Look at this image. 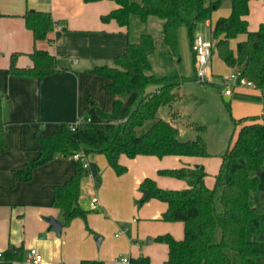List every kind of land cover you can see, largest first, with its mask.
<instances>
[{"label":"crops","instance_id":"1","mask_svg":"<svg viewBox=\"0 0 264 264\" xmlns=\"http://www.w3.org/2000/svg\"><path fill=\"white\" fill-rule=\"evenodd\" d=\"M116 7L113 0H0V93L4 121L0 151L1 253L9 247L22 246L24 257L30 248H35L42 256V264H81L82 260L129 264L123 258L130 260L139 255L160 264L167 258L168 248L164 243L154 245V237L169 233L181 239L183 224L162 221L156 229L154 223L146 225L143 219H159L166 205L151 199L136 207L133 198L144 196L139 190L140 182L149 177L161 188H185L183 180L161 176L158 170L202 165L206 186H213L223 153L215 160L209 150L208 157L136 155L129 158L121 154L119 163L127 169L121 175L115 174L103 154H95L90 161H95L96 174L90 171L80 181L78 203L89 210L86 221L75 217L64 223L62 210L51 204L52 191L54 185L73 174L74 157L58 155L33 168L30 180H14L13 170L22 168L27 159L37 155L36 133L49 135L62 123L71 124L83 117L97 120L99 110L111 109L114 96L104 88L107 78L89 69L110 65L116 55L125 51L129 39L127 28L115 19L106 22L100 19ZM29 9L47 11L56 21L45 39L34 41L32 32L25 26L23 14ZM229 13L230 1L221 0L196 32L209 37L214 21ZM244 18L249 31L264 25V0H249ZM182 29L185 31L184 26ZM137 35V30L131 31L130 38L134 40ZM245 38L246 34H238L230 39V47L235 49L236 43ZM35 48L55 56L56 71L40 81L9 74L11 55L16 54L15 66L29 67L32 62L28 53ZM189 53L192 57V51ZM192 68L195 72L193 61ZM232 70L216 53L212 54L210 73L218 83ZM153 89L154 86L147 88ZM220 96L229 103L231 115L236 119L259 117L263 112L262 90L256 86L233 87L230 95H224L223 87ZM130 102L131 98L125 101L121 116ZM174 104L160 118L177 126L181 134L180 114ZM209 172L214 177L207 181ZM47 217L60 222L59 230L50 227ZM141 236H149L143 248L139 242Z\"/></svg>","mask_w":264,"mask_h":264},{"label":"trees","instance_id":"2","mask_svg":"<svg viewBox=\"0 0 264 264\" xmlns=\"http://www.w3.org/2000/svg\"><path fill=\"white\" fill-rule=\"evenodd\" d=\"M113 1L117 7L101 15L100 19L103 22L115 19L127 28L129 39L125 51L116 55L112 64L89 69L107 78L104 88L114 96L111 109L107 112L99 110L97 120L81 118L74 129L70 124L62 123L49 135L36 133V157L27 159L22 168L13 170L15 181H28L36 166L58 155L72 157L81 153L73 174L53 186L51 204L62 210L64 223L75 217L85 219L89 212L78 203L81 178L89 173L83 168V159L97 170L90 157L103 154L115 174L121 175L127 170L119 163L121 154L129 158L136 155L210 156L201 135L181 140L179 128L156 115L160 106H169L180 98L179 82L176 76L149 72L151 56L156 51L153 35L141 32L133 40L130 33L134 19L139 22L159 19L162 42L169 54L175 56L181 24L192 51L198 25L210 17L221 0ZM229 1V15L218 17L210 29L212 54L216 53L227 67L239 70L262 90L263 112L259 117L239 119L230 114L234 124L233 142L221 155L212 187L205 184L206 171L202 165L158 170L161 176L183 180L185 188H161L149 177L140 182L139 190L144 196L137 200L138 205L155 198L166 205L159 219L183 224L181 239H175L169 233L155 236L154 241L164 243L168 248L167 258L160 264H264V25L255 31L247 30L244 17L248 13L249 0ZM23 18L34 41L45 39L56 22L49 12L33 9L25 11ZM240 33L246 34V38L232 49L229 41ZM192 54L194 63L193 51ZM28 56L31 66L17 67L16 54H12L9 74L40 81L56 71L55 56L49 51L35 48ZM150 86L154 89L147 90ZM128 98H131L130 107L121 116ZM2 101L0 93V151L3 149L4 125ZM226 104L229 106L228 102ZM194 128L199 132L205 129L203 125ZM23 259L22 246L9 247L2 252L0 264H23ZM81 264L104 263L82 260ZM129 264L153 263L148 256L139 255L130 258Z\"/></svg>","mask_w":264,"mask_h":264},{"label":"rangeland","instance_id":"3","mask_svg":"<svg viewBox=\"0 0 264 264\" xmlns=\"http://www.w3.org/2000/svg\"><path fill=\"white\" fill-rule=\"evenodd\" d=\"M134 20L135 23L133 24L132 31L137 30L138 33H151L155 39L156 51L151 56V68L149 72L156 75H173L177 77V81L179 82L177 91L180 98L175 102L174 109L177 108L180 114V121H178L179 127L182 128L180 139L191 138L196 134L201 135L205 140L207 149L213 153V160L217 159L225 151L228 144L233 142L234 137V124L230 116L231 108L229 110L230 106L220 96V90L223 89V86L215 78H212L211 82L206 83L199 82L194 78L195 73L192 68V57L189 53L191 50L187 35H185L186 31L181 30V24L178 26V53L173 56L169 54L167 47L162 42L161 21L159 19H152L147 22H139L137 19ZM167 108V105L160 106L157 110V116L164 117V111ZM197 125H203L205 127L204 131H197L194 128ZM93 162L95 163L94 160ZM211 177L214 176L212 172H209L207 181H210ZM139 199L133 198V204L136 207L142 205L137 204V200ZM151 199L155 198H149L147 200L150 201ZM160 220L150 218L143 219V222L146 225H148V222L154 223L153 229H156L157 224L162 222ZM148 237H139L142 248L147 246ZM153 243L154 245L162 244L157 241H153Z\"/></svg>","mask_w":264,"mask_h":264},{"label":"built area","instance_id":"4","mask_svg":"<svg viewBox=\"0 0 264 264\" xmlns=\"http://www.w3.org/2000/svg\"><path fill=\"white\" fill-rule=\"evenodd\" d=\"M192 51L194 52V69L196 80L199 82H211L212 75L210 73V61L212 57V41L210 38L201 33L196 32L193 43ZM219 84L224 87V95H230L233 87H255L253 81L249 80L245 76H242L239 70L233 69L229 74L219 79ZM81 119L70 124V128L74 129V126L80 122ZM81 153H75L72 157L76 160L81 157ZM83 168L91 171V167L87 160L83 159ZM93 205V203H91ZM2 253L0 252V258ZM123 261L128 262L127 258H123ZM23 264H42V256L35 249L30 248L27 255L23 259Z\"/></svg>","mask_w":264,"mask_h":264},{"label":"water","instance_id":"5","mask_svg":"<svg viewBox=\"0 0 264 264\" xmlns=\"http://www.w3.org/2000/svg\"><path fill=\"white\" fill-rule=\"evenodd\" d=\"M91 172L93 175L96 174L97 170H96L95 166H91ZM46 220L50 223V227H53V228L59 230L60 225H61L60 222H58L57 220H55L51 217H47ZM147 241L149 242V238H147Z\"/></svg>","mask_w":264,"mask_h":264}]
</instances>
